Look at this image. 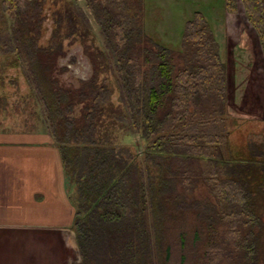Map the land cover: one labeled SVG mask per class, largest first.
<instances>
[{
  "label": "trees",
  "instance_id": "16d2710c",
  "mask_svg": "<svg viewBox=\"0 0 264 264\" xmlns=\"http://www.w3.org/2000/svg\"><path fill=\"white\" fill-rule=\"evenodd\" d=\"M241 2L264 57V0ZM85 3L86 10L78 0H0V54H14L12 68L23 64L74 173L75 264H170L175 250L186 264L187 232L179 233V250L161 247L167 225L181 222L198 264H264V146L230 143L228 67L204 15L187 21L177 50L147 33L146 0ZM228 4L236 12L235 0ZM74 45L92 68L78 86L63 82L69 68L60 63ZM131 127L142 161L119 149Z\"/></svg>",
  "mask_w": 264,
  "mask_h": 264
},
{
  "label": "rangeland",
  "instance_id": "374dc122",
  "mask_svg": "<svg viewBox=\"0 0 264 264\" xmlns=\"http://www.w3.org/2000/svg\"><path fill=\"white\" fill-rule=\"evenodd\" d=\"M78 1L82 4V8L85 9L84 0ZM235 3L236 12L233 13L228 8L230 7L228 0H146V29L147 33L160 45L170 46L178 50L182 42L185 24L194 17L195 13H202L211 26L213 37L220 48L222 60L228 67L227 128L229 130L230 143L236 147L246 145L249 142L264 146L263 52L258 35L247 19L241 0H235ZM87 14L92 22L94 31L99 36L101 46L105 47L99 26L93 16L88 12ZM46 26L48 33L42 39V43H46L48 40L47 37L50 35L52 22L47 23ZM9 48L14 50L13 46ZM1 54L0 96L6 98L7 104L0 107V128L20 127L32 131L43 127L48 131L51 130V135L53 136L55 127L47 115L48 113L45 110L41 96L38 95L37 87L33 83H29L32 80L29 81L31 78L25 73L23 64L20 65L19 69L16 66L12 68L10 65L14 62V54ZM60 63L69 68L68 72L62 76L63 82L67 84L78 86L79 81L88 80L91 77V65L83 55L79 45H74L68 57L61 60ZM23 69L24 71H22ZM30 91L33 93L31 94ZM112 101L123 106L120 95L117 93L112 95ZM124 110L129 111L126 106ZM77 114L78 111H76ZM72 124V121L67 123L66 128L71 129ZM125 135H119V149L125 157H132V155L136 154L139 161H142L143 145L139 135L137 132L132 131V127ZM62 136L63 134L60 133V137ZM56 139V142H58V136H56ZM60 142L62 143V141ZM61 143L60 145H62ZM76 165L83 168L77 161L75 162ZM75 166L73 167L74 169ZM65 168L71 183L74 175L72 167L65 165ZM71 195H73V192H71ZM122 211L124 215L129 216L132 209L128 206L125 209L123 207ZM75 214L76 211H74V217ZM148 216L150 220L147 226L153 229L150 212ZM171 226L167 225V232L164 235L165 243L162 242L161 247L171 244L179 250L181 243L179 235L182 232H187V234L185 233V247L184 250L182 249L188 256L186 264H198V248H190L192 233L190 232L189 224L181 222L177 227L174 226L172 228ZM170 231L173 233L171 234ZM129 238L131 241V237ZM73 241L72 259L74 263H78L81 257L76 236ZM201 244L202 241L197 246L199 247ZM156 245V241L152 237L151 246L155 248ZM130 253L132 254V248ZM128 257L132 259L131 256ZM151 257L152 254L149 255V258ZM181 257L182 252L175 250L170 264H180Z\"/></svg>",
  "mask_w": 264,
  "mask_h": 264
},
{
  "label": "crops",
  "instance_id": "0c3cea01",
  "mask_svg": "<svg viewBox=\"0 0 264 264\" xmlns=\"http://www.w3.org/2000/svg\"><path fill=\"white\" fill-rule=\"evenodd\" d=\"M51 134L0 128V264H75L72 182Z\"/></svg>",
  "mask_w": 264,
  "mask_h": 264
}]
</instances>
